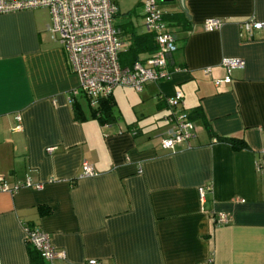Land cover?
Masks as SVG:
<instances>
[{
    "label": "crops",
    "instance_id": "1",
    "mask_svg": "<svg viewBox=\"0 0 264 264\" xmlns=\"http://www.w3.org/2000/svg\"><path fill=\"white\" fill-rule=\"evenodd\" d=\"M114 1L119 63L130 66L154 52L137 42L147 33L144 0ZM160 2L177 44L170 76L141 91L115 87L113 120L104 124L83 95L70 101L79 81L50 38L49 11L0 14V178L21 185L0 191V264H41L23 225L50 235L63 252L54 264H264V28L250 38L242 28L264 22V0ZM172 13L186 22L169 20ZM209 18L224 23L206 31ZM223 58L244 66L215 85ZM175 90L195 131L170 150L159 139ZM16 113L22 131L13 130ZM82 161L97 174L80 177ZM219 213L227 224L215 222Z\"/></svg>",
    "mask_w": 264,
    "mask_h": 264
},
{
    "label": "built area",
    "instance_id": "2",
    "mask_svg": "<svg viewBox=\"0 0 264 264\" xmlns=\"http://www.w3.org/2000/svg\"><path fill=\"white\" fill-rule=\"evenodd\" d=\"M45 8L49 11L51 22L47 25L50 38L58 42L65 51L71 70L78 77V88L73 90V97L81 94L87 99L90 108H96L102 99L111 96L117 86L131 87L141 91L148 83H156L168 79L170 71L168 61L177 50L174 34L168 31L163 20V12L157 0H144L143 25L147 32L153 35L155 51L142 61H135L130 66L119 63L121 50L120 31L113 25L117 12L114 0H0V14L13 13L22 10ZM220 18H209L203 23L206 31L220 29L223 25ZM248 37L254 30L264 28V22L250 19L242 24ZM222 65L226 71L223 78L214 79L215 85L230 79V72L242 68L244 61L239 58H223ZM209 73V68L205 69ZM169 113L166 120L170 125L165 136L160 137L159 144L163 149H175L178 145L188 142L193 136L195 125L189 113L184 109L183 97L180 90L166 98ZM14 131H22L20 113L14 115ZM53 147L47 148L52 152ZM259 169V165L257 164ZM97 173L92 166L82 161L80 177L95 176ZM27 187L40 189L41 184L24 183ZM21 185L9 187L0 178V191L16 192ZM208 190L209 187H206ZM203 196L205 187L198 189ZM218 225L229 222L226 213L215 216ZM25 241L34 249L41 259V264H54L63 252L56 251L50 242V235L40 229L23 225ZM89 264H96L94 260Z\"/></svg>",
    "mask_w": 264,
    "mask_h": 264
},
{
    "label": "trees",
    "instance_id": "3",
    "mask_svg": "<svg viewBox=\"0 0 264 264\" xmlns=\"http://www.w3.org/2000/svg\"><path fill=\"white\" fill-rule=\"evenodd\" d=\"M164 18H165V15L163 14V20H164ZM168 19L186 22L187 18L184 15H182L181 13H172L171 18L168 17ZM145 41L149 43V47L151 48V52L155 51L156 46L154 44L153 35L151 33L147 32L144 36L137 38L138 43L145 42ZM110 97H108L106 99H102L100 102L99 108L96 107L95 109H93V115H95V116L97 115L98 119L103 124L113 120V103L110 101ZM74 109H75L76 118L79 119L80 118L79 112H78L76 106L74 107ZM220 140L228 142L229 144H231L236 149L243 148L246 146L244 141H242L239 138H235V137H223ZM33 252H31V254Z\"/></svg>",
    "mask_w": 264,
    "mask_h": 264
},
{
    "label": "water",
    "instance_id": "4",
    "mask_svg": "<svg viewBox=\"0 0 264 264\" xmlns=\"http://www.w3.org/2000/svg\"><path fill=\"white\" fill-rule=\"evenodd\" d=\"M162 1H164V0H162ZM180 5H181V7L183 8V4H182V0H180ZM184 9V8H183ZM185 14H186V10H185ZM187 15V14H186ZM188 16V15H187ZM188 18H190L189 16H188Z\"/></svg>",
    "mask_w": 264,
    "mask_h": 264
},
{
    "label": "rangeland",
    "instance_id": "5",
    "mask_svg": "<svg viewBox=\"0 0 264 264\" xmlns=\"http://www.w3.org/2000/svg\"><path fill=\"white\" fill-rule=\"evenodd\" d=\"M157 4H158L159 6H161V2H160V0H157Z\"/></svg>",
    "mask_w": 264,
    "mask_h": 264
}]
</instances>
